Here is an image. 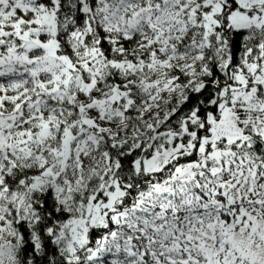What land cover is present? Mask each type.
I'll use <instances>...</instances> for the list:
<instances>
[{
	"label": "snow or ice",
	"instance_id": "1",
	"mask_svg": "<svg viewBox=\"0 0 264 264\" xmlns=\"http://www.w3.org/2000/svg\"><path fill=\"white\" fill-rule=\"evenodd\" d=\"M0 264H264V0H0Z\"/></svg>",
	"mask_w": 264,
	"mask_h": 264
}]
</instances>
